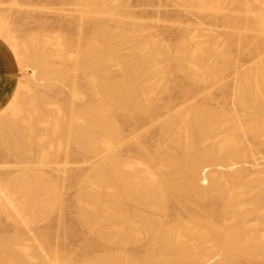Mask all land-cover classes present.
Returning a JSON list of instances; mask_svg holds the SVG:
<instances>
[{
    "label": "bare ground",
    "instance_id": "obj_1",
    "mask_svg": "<svg viewBox=\"0 0 264 264\" xmlns=\"http://www.w3.org/2000/svg\"><path fill=\"white\" fill-rule=\"evenodd\" d=\"M1 1L11 5L0 10V42L10 55L1 61L9 72L1 80L6 84L16 75L17 83L11 93L5 86L0 91V138L8 148L0 170V264H131L127 246L134 236L127 233L132 224L121 211L122 202L157 233L148 264H264V179L257 174L264 163L250 161L255 154L237 143L235 127L222 122L226 109L209 97L214 85L228 82L212 78L207 58L228 60L224 74L235 62L211 42L183 50L179 38L176 45L158 41L149 42L147 51L134 48L144 62L158 51L167 60L160 74L165 103L143 99L142 83L110 38L123 24L108 9L117 3L121 20L133 17L127 0H64L73 26L58 35L60 64H72L81 77L96 80L98 94L109 97L103 111L39 52V30L56 34L38 17L49 9L62 15L56 0ZM135 1L139 10L163 18L187 15L185 5L202 16L210 13L241 36L237 50L247 49L264 66V0ZM224 4L231 6L229 13L222 12ZM120 36L124 42L129 38ZM109 63L123 81L108 77ZM176 63L182 64L187 82L170 81ZM240 81L237 75V87ZM48 84L57 88L54 94L47 93ZM175 119L181 124L177 145L187 152L173 162L182 173L172 183L164 163L137 136ZM65 162L77 165L66 169ZM71 189L80 191V202L94 201L95 190L108 196L110 207L97 206L115 232H97L93 221L85 222L89 217L72 212L63 202ZM16 193L24 197L20 206L11 201ZM246 199L250 204L242 206ZM31 213L44 217L43 230L30 229Z\"/></svg>",
    "mask_w": 264,
    "mask_h": 264
},
{
    "label": "rangeland",
    "instance_id": "obj_2",
    "mask_svg": "<svg viewBox=\"0 0 264 264\" xmlns=\"http://www.w3.org/2000/svg\"><path fill=\"white\" fill-rule=\"evenodd\" d=\"M40 1V0H38ZM64 0H56L57 5L62 11V15L52 12L50 9L43 15L38 17L41 21L48 26L50 32L56 35H51L44 29H40L41 43L39 44V52L50 60L56 67L62 69L68 79L76 86L79 87L80 92L90 97L96 105L102 109L104 101L109 99L104 95L98 94L95 90L96 80H88L81 77L74 69L72 64L61 65L59 56L57 54V46L60 42L58 35L60 33H67L73 26V16L67 10ZM113 2L117 0H112ZM128 5L133 9V17H127L121 20L118 16L117 3L110 5L108 11L111 18L115 21H120V30H112L110 38L112 42L118 46L121 60L125 62L132 70L133 74L138 77L139 81L144 87L142 94L143 99H151L154 102L163 105L165 97L161 92V87L165 83L161 79V72L167 62L166 57L158 51L149 53L147 57L148 62H144L141 56L136 55L132 50L137 47H142L147 51L149 42H164L166 45H176L177 39H183L181 49H197L207 43H213L214 48L221 54H224L231 62H235L233 69L229 70L228 74L225 69L228 67L226 59L222 57H208V65L212 67L214 80L224 78L228 84L214 85V89L209 92L210 102L213 105L219 104L227 111V115L223 118L225 126H234L235 132L233 137L240 144L243 149L248 153L255 154L250 161L253 162L255 158L260 159L264 163V66H261L259 60L247 49L237 50L236 46L241 41L239 34H232L229 26L216 21L214 16L210 13L202 16L188 5L183 9L187 10V15L179 16L173 13L168 18H163L156 12H143L139 10L135 0H127ZM10 2L3 3L0 0V10H9L11 8ZM9 8V9H8ZM223 13H229L231 6L229 4L221 5ZM89 31V30H88ZM120 34L127 35L129 38L124 42ZM162 40V41H161ZM72 53V51H71ZM2 63V62H1ZM2 65V74L8 75L9 72ZM180 63L171 66L170 81L187 82L181 72ZM115 64L109 63L108 69L110 73L108 77L113 82L123 81L121 73L113 71ZM198 75H203L198 74ZM241 77V86L235 85V77ZM47 93L54 94L56 87L52 84L46 85ZM21 89V87H19ZM27 100H31L30 94L22 91ZM165 117H168L167 110L163 109ZM181 124L178 120H169L165 126L155 130L152 133L141 132L137 136L140 143L148 145L151 154L164 163L167 171L172 175V183H175L181 176L182 169L173 165L176 158L183 156L187 150L180 149L177 145L180 136ZM251 130L259 132L258 135L250 133ZM130 135V133H128ZM172 142H169L168 139ZM186 139L188 136L186 135ZM8 153L7 145L4 140L0 138V170L5 168V160ZM75 165L70 162H65L66 169H72ZM23 174L26 171L22 172ZM261 179H264V170L257 172ZM64 183L69 186L70 181L65 180ZM50 186V185H49ZM2 191V190H1ZM96 191L98 197L94 201L84 200L80 202V191L78 189H71L68 193L63 195L64 204L69 207L72 212H79L78 214L85 219V222L93 221L95 230L97 232L113 233L115 228H111L112 222L108 220V215L104 210L98 209L97 204L101 203L104 207H110L111 199L101 191ZM118 189L114 188L112 193H117ZM4 195V193H2ZM11 201L15 206H20L24 202V197L20 193L11 196ZM121 201V200H120ZM250 200L243 201L242 206H248ZM121 211L129 216L131 221V228L127 233L131 232L134 239L129 242L127 246L128 259L131 264H148L147 255L151 254L157 245V233L154 232L149 226H145L132 214L131 209L122 202ZM88 213L84 214V213ZM31 230H43L44 217L34 215L31 213ZM253 216L243 217L245 221L251 219ZM239 218V217H238ZM138 257L142 258L139 259Z\"/></svg>",
    "mask_w": 264,
    "mask_h": 264
},
{
    "label": "crops",
    "instance_id": "obj_3",
    "mask_svg": "<svg viewBox=\"0 0 264 264\" xmlns=\"http://www.w3.org/2000/svg\"><path fill=\"white\" fill-rule=\"evenodd\" d=\"M3 56H6V57H10L8 51L3 47L2 43L0 42V91L2 89V87L6 88L5 90L9 93L13 92L16 88V83H17V76H13V77H8L6 78V80H8L7 82L9 83H6V84H3L2 83V63L1 61L3 60ZM5 62V60H4Z\"/></svg>",
    "mask_w": 264,
    "mask_h": 264
}]
</instances>
